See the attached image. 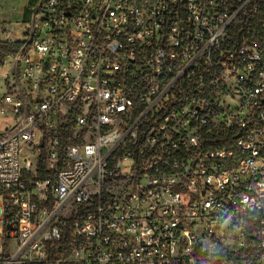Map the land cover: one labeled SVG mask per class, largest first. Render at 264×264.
<instances>
[{
    "label": "built area",
    "instance_id": "2783aa9c",
    "mask_svg": "<svg viewBox=\"0 0 264 264\" xmlns=\"http://www.w3.org/2000/svg\"><path fill=\"white\" fill-rule=\"evenodd\" d=\"M11 12L0 264H264V0Z\"/></svg>",
    "mask_w": 264,
    "mask_h": 264
},
{
    "label": "rangeland",
    "instance_id": "374dc122",
    "mask_svg": "<svg viewBox=\"0 0 264 264\" xmlns=\"http://www.w3.org/2000/svg\"><path fill=\"white\" fill-rule=\"evenodd\" d=\"M38 0H1L0 6L2 7V10L0 11V16L7 19L12 25V27H15L18 29V34H16L18 37H22L23 28L22 26L15 25L16 23V15L11 12L12 6H17L20 2L26 4V5H35ZM23 6V5H22ZM23 17V21L27 23L29 21L30 13L29 9H21L18 18ZM0 129L2 131L6 130L7 127L5 125V121L0 120Z\"/></svg>",
    "mask_w": 264,
    "mask_h": 264
},
{
    "label": "clouds",
    "instance_id": "9594fccd",
    "mask_svg": "<svg viewBox=\"0 0 264 264\" xmlns=\"http://www.w3.org/2000/svg\"><path fill=\"white\" fill-rule=\"evenodd\" d=\"M253 203H258V201H253ZM229 222H231V219L229 220ZM246 226H247L246 221L245 220H241L234 227H235V230H238V231L242 232Z\"/></svg>",
    "mask_w": 264,
    "mask_h": 264
},
{
    "label": "trees",
    "instance_id": "16d2710c",
    "mask_svg": "<svg viewBox=\"0 0 264 264\" xmlns=\"http://www.w3.org/2000/svg\"><path fill=\"white\" fill-rule=\"evenodd\" d=\"M39 170L42 172L44 170V165H40Z\"/></svg>",
    "mask_w": 264,
    "mask_h": 264
}]
</instances>
